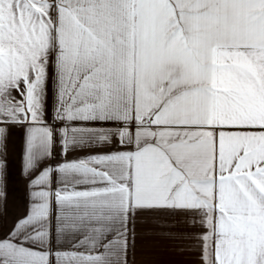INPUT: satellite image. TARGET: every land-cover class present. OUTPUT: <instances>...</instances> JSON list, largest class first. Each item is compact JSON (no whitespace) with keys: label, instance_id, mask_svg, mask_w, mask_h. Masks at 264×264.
<instances>
[{"label":"snow or ice","instance_id":"snow-or-ice-1","mask_svg":"<svg viewBox=\"0 0 264 264\" xmlns=\"http://www.w3.org/2000/svg\"><path fill=\"white\" fill-rule=\"evenodd\" d=\"M140 246L264 264V0H0V264Z\"/></svg>","mask_w":264,"mask_h":264},{"label":"crops","instance_id":"crops-1","mask_svg":"<svg viewBox=\"0 0 264 264\" xmlns=\"http://www.w3.org/2000/svg\"><path fill=\"white\" fill-rule=\"evenodd\" d=\"M10 179L8 183V216L6 223L10 226L14 216L24 211L25 181L19 173V148L10 153ZM138 264H188L186 258L176 257L168 254L162 248L140 246L137 254Z\"/></svg>","mask_w":264,"mask_h":264}]
</instances>
